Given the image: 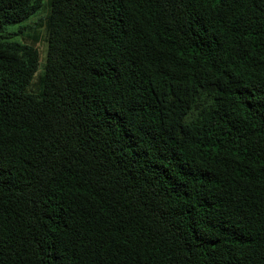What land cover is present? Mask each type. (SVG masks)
<instances>
[{"label":"trees","instance_id":"16d2710c","mask_svg":"<svg viewBox=\"0 0 264 264\" xmlns=\"http://www.w3.org/2000/svg\"><path fill=\"white\" fill-rule=\"evenodd\" d=\"M42 5L0 0V264H264V0H48L41 61Z\"/></svg>","mask_w":264,"mask_h":264},{"label":"rangeland","instance_id":"374dc122","mask_svg":"<svg viewBox=\"0 0 264 264\" xmlns=\"http://www.w3.org/2000/svg\"><path fill=\"white\" fill-rule=\"evenodd\" d=\"M48 12V0H43V5L36 14L21 24L7 27L3 36L6 37V35L10 34L9 39L11 41L19 43H35L40 51L42 61L45 52V21ZM34 82H36V79ZM34 88H36V84Z\"/></svg>","mask_w":264,"mask_h":264}]
</instances>
